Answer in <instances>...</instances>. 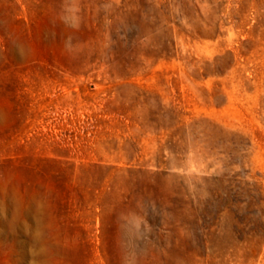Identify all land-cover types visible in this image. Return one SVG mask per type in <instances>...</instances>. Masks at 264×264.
I'll list each match as a JSON object with an SVG mask.
<instances>
[{
	"label": "rangeland",
	"instance_id": "obj_1",
	"mask_svg": "<svg viewBox=\"0 0 264 264\" xmlns=\"http://www.w3.org/2000/svg\"><path fill=\"white\" fill-rule=\"evenodd\" d=\"M0 264H264V0H0Z\"/></svg>",
	"mask_w": 264,
	"mask_h": 264
}]
</instances>
